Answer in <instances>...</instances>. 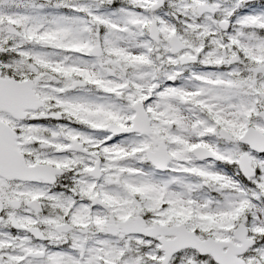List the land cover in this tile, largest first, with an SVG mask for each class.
<instances>
[{"label":"snow or ice","instance_id":"obj_1","mask_svg":"<svg viewBox=\"0 0 264 264\" xmlns=\"http://www.w3.org/2000/svg\"><path fill=\"white\" fill-rule=\"evenodd\" d=\"M0 264H264V0H0Z\"/></svg>","mask_w":264,"mask_h":264}]
</instances>
